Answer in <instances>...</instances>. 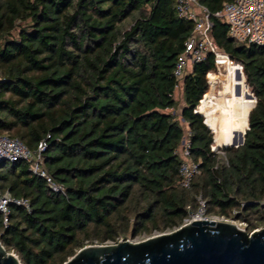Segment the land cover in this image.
<instances>
[{
	"label": "trees",
	"instance_id": "trees-1",
	"mask_svg": "<svg viewBox=\"0 0 264 264\" xmlns=\"http://www.w3.org/2000/svg\"><path fill=\"white\" fill-rule=\"evenodd\" d=\"M231 1L197 0L237 63L225 59L219 86L213 55L174 75L195 25L177 0H0V137L46 140L43 170L65 189L25 161L0 163V194L31 207L12 205L6 225L0 214V242L21 264L172 232L199 193L209 216L264 227V47L230 39L216 14ZM183 123L200 169L191 190L180 186ZM245 131L243 146L224 147Z\"/></svg>",
	"mask_w": 264,
	"mask_h": 264
},
{
	"label": "built area",
	"instance_id": "built-area-1",
	"mask_svg": "<svg viewBox=\"0 0 264 264\" xmlns=\"http://www.w3.org/2000/svg\"><path fill=\"white\" fill-rule=\"evenodd\" d=\"M176 11L179 18L193 21L195 24L192 35L185 43V52L177 60L174 75L179 81L182 80L189 67L205 61L210 55L215 57V72L219 68L222 57H228L233 63H236L214 42L211 36L210 15L206 8L197 3V0H177ZM216 17L227 26L230 39L246 45L264 47V0H232L224 5ZM185 127V136L180 149L179 176L180 186L183 189L191 190L194 180L200 174V169L199 164L192 160L190 131L186 124ZM46 150V140L40 142L36 149H30L18 138L0 137V159L9 163L27 162L31 172L45 178L53 192L63 193L65 192L64 187L56 184L43 170V155ZM12 205L22 206L28 212L31 209L27 200L15 199L10 194H0V214L3 216L5 225L8 223ZM196 205V209L190 213L182 226L193 221L232 222L222 217L209 216L207 213L208 204L202 193L196 196Z\"/></svg>",
	"mask_w": 264,
	"mask_h": 264
},
{
	"label": "water",
	"instance_id": "water-1",
	"mask_svg": "<svg viewBox=\"0 0 264 264\" xmlns=\"http://www.w3.org/2000/svg\"><path fill=\"white\" fill-rule=\"evenodd\" d=\"M250 96L253 101L247 105L246 131L249 130L250 113L256 107L255 95L251 93ZM200 106L196 112L205 118ZM246 131L236 133L233 143L224 147L243 146ZM213 138L215 140V134ZM0 264H21L19 258L8 252L1 242ZM65 264H264V228L249 235L235 223L193 221L172 232L139 242L127 240L115 245L84 247Z\"/></svg>",
	"mask_w": 264,
	"mask_h": 264
},
{
	"label": "rangeland",
	"instance_id": "rangeland-1",
	"mask_svg": "<svg viewBox=\"0 0 264 264\" xmlns=\"http://www.w3.org/2000/svg\"><path fill=\"white\" fill-rule=\"evenodd\" d=\"M225 59L226 60H228L227 59V57H222L221 59H220V73H221V76L219 75V79H218V83H219V86L222 84L221 83V80H222V77H223V74H224V64H225ZM191 70V67H189L188 68V72ZM213 72H215V71H213ZM246 77V76H245ZM182 82H181V84L179 85V88L177 89V91H176V96H177V98H178V100H179V104L181 103V101H182ZM209 89H210V85H209ZM209 91V90H208ZM222 92V91H221ZM250 92H252V90H251V88H250ZM176 114H178L179 116H180V110H179V107H178V109H177V111H176ZM183 126H184V128H186L185 127V124L183 123ZM215 141V140H214ZM214 147H215V145H214ZM215 149H217V148H215ZM219 149V153H220V155H224V152L221 150V148H218ZM217 149V150H218ZM231 223H235L237 226H238V228H240L241 230H244V231H246L247 232V230H246V228L244 227V226H242V225H240L239 223H237V222H231ZM264 227H261V228H259V229H257L256 231H258V230H261V229H263ZM249 235H251L252 233H254V232H252V233H249V232H247ZM155 235H158V234H155ZM155 235H153V236H155ZM150 237H152V236H150ZM147 238H149L148 236H144V237H140V238H138V239H136L135 241H133V242H139V241H142V240H144V239H147ZM122 241V240H121ZM115 244H117V243H115ZM115 244H112V243H108V244H105V245H115ZM16 255V254H15ZM17 256V255H16ZM18 257V256H17Z\"/></svg>",
	"mask_w": 264,
	"mask_h": 264
},
{
	"label": "crops",
	"instance_id": "crops-1",
	"mask_svg": "<svg viewBox=\"0 0 264 264\" xmlns=\"http://www.w3.org/2000/svg\"><path fill=\"white\" fill-rule=\"evenodd\" d=\"M177 99H178V98H177ZM183 107H184V102H183V95H182V101H181V103L179 104L180 115H181V112H182Z\"/></svg>",
	"mask_w": 264,
	"mask_h": 264
},
{
	"label": "bare ground",
	"instance_id": "bare-ground-1",
	"mask_svg": "<svg viewBox=\"0 0 264 264\" xmlns=\"http://www.w3.org/2000/svg\"><path fill=\"white\" fill-rule=\"evenodd\" d=\"M218 71H219V75L221 76V73H220V64H219V68H218Z\"/></svg>",
	"mask_w": 264,
	"mask_h": 264
}]
</instances>
